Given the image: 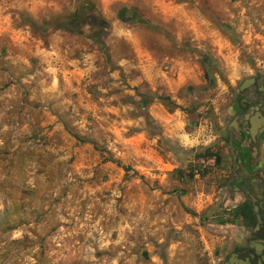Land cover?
<instances>
[{
	"label": "rangeland",
	"instance_id": "374dc122",
	"mask_svg": "<svg viewBox=\"0 0 264 264\" xmlns=\"http://www.w3.org/2000/svg\"><path fill=\"white\" fill-rule=\"evenodd\" d=\"M260 66L264 0H0V264H219Z\"/></svg>",
	"mask_w": 264,
	"mask_h": 264
},
{
	"label": "flooded vegetation",
	"instance_id": "af4514ba",
	"mask_svg": "<svg viewBox=\"0 0 264 264\" xmlns=\"http://www.w3.org/2000/svg\"><path fill=\"white\" fill-rule=\"evenodd\" d=\"M222 135L229 164L225 192L250 201L252 220L240 226L219 264H264V66L238 81Z\"/></svg>",
	"mask_w": 264,
	"mask_h": 264
},
{
	"label": "trees",
	"instance_id": "16d2710c",
	"mask_svg": "<svg viewBox=\"0 0 264 264\" xmlns=\"http://www.w3.org/2000/svg\"><path fill=\"white\" fill-rule=\"evenodd\" d=\"M118 18L119 19H122V15L121 13H118ZM215 161H216V158H215ZM239 215L241 217H245V218H249L252 216V211H251V208L249 207V205L247 203L245 204H242L241 207L239 208Z\"/></svg>",
	"mask_w": 264,
	"mask_h": 264
},
{
	"label": "water",
	"instance_id": "95a60500",
	"mask_svg": "<svg viewBox=\"0 0 264 264\" xmlns=\"http://www.w3.org/2000/svg\"><path fill=\"white\" fill-rule=\"evenodd\" d=\"M252 210H253L254 212H256V206H255V205L252 206Z\"/></svg>",
	"mask_w": 264,
	"mask_h": 264
},
{
	"label": "crops",
	"instance_id": "0c3cea01",
	"mask_svg": "<svg viewBox=\"0 0 264 264\" xmlns=\"http://www.w3.org/2000/svg\"><path fill=\"white\" fill-rule=\"evenodd\" d=\"M234 194V193H233ZM236 196V194L233 195V197Z\"/></svg>",
	"mask_w": 264,
	"mask_h": 264
}]
</instances>
